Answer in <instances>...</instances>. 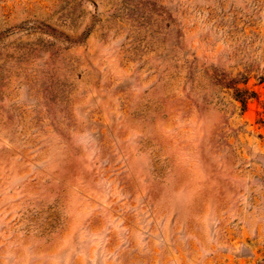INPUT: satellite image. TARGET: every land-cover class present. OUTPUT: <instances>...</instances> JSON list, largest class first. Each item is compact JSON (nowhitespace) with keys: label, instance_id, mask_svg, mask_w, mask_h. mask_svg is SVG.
<instances>
[{"label":"rangeland","instance_id":"374dc122","mask_svg":"<svg viewBox=\"0 0 264 264\" xmlns=\"http://www.w3.org/2000/svg\"><path fill=\"white\" fill-rule=\"evenodd\" d=\"M0 264H264V0H0Z\"/></svg>","mask_w":264,"mask_h":264},{"label":"trees","instance_id":"16d2710c","mask_svg":"<svg viewBox=\"0 0 264 264\" xmlns=\"http://www.w3.org/2000/svg\"><path fill=\"white\" fill-rule=\"evenodd\" d=\"M234 91H235L236 95L238 96V99L240 98L239 100L242 103V105H243L245 99L247 97H251L253 94L251 91H249L247 89H239L237 87H234Z\"/></svg>","mask_w":264,"mask_h":264}]
</instances>
